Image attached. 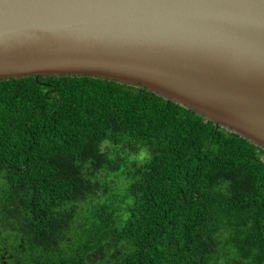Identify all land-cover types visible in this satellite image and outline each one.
I'll return each instance as SVG.
<instances>
[{"label":"trees","instance_id":"1","mask_svg":"<svg viewBox=\"0 0 264 264\" xmlns=\"http://www.w3.org/2000/svg\"><path fill=\"white\" fill-rule=\"evenodd\" d=\"M1 256L264 264V149L138 86L0 80Z\"/></svg>","mask_w":264,"mask_h":264},{"label":"water","instance_id":"2","mask_svg":"<svg viewBox=\"0 0 264 264\" xmlns=\"http://www.w3.org/2000/svg\"><path fill=\"white\" fill-rule=\"evenodd\" d=\"M138 86L264 149V0H0V80Z\"/></svg>","mask_w":264,"mask_h":264},{"label":"flooded vegetation","instance_id":"3","mask_svg":"<svg viewBox=\"0 0 264 264\" xmlns=\"http://www.w3.org/2000/svg\"><path fill=\"white\" fill-rule=\"evenodd\" d=\"M1 259H2V261H3V264H6V260H4V257H0Z\"/></svg>","mask_w":264,"mask_h":264}]
</instances>
